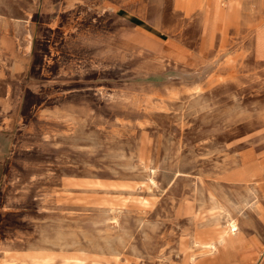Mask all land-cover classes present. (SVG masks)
Returning a JSON list of instances; mask_svg holds the SVG:
<instances>
[{"label":"rangeland","instance_id":"obj_1","mask_svg":"<svg viewBox=\"0 0 264 264\" xmlns=\"http://www.w3.org/2000/svg\"><path fill=\"white\" fill-rule=\"evenodd\" d=\"M212 1L0 0V264H264V0Z\"/></svg>","mask_w":264,"mask_h":264},{"label":"bare ground","instance_id":"obj_2","mask_svg":"<svg viewBox=\"0 0 264 264\" xmlns=\"http://www.w3.org/2000/svg\"><path fill=\"white\" fill-rule=\"evenodd\" d=\"M231 4V3H230ZM222 11V10H221ZM218 12V10H217ZM166 112V111H165ZM218 206V205H217ZM238 231V225L237 222L234 220V218L230 217L228 218L226 224H225V233L222 236V239L220 242H222V245L227 244L228 238L234 237L236 235V232ZM227 238V239H226ZM215 245V244H214ZM229 245V243H228ZM213 247V246H212ZM214 248V247H213Z\"/></svg>","mask_w":264,"mask_h":264},{"label":"crops","instance_id":"obj_3","mask_svg":"<svg viewBox=\"0 0 264 264\" xmlns=\"http://www.w3.org/2000/svg\"><path fill=\"white\" fill-rule=\"evenodd\" d=\"M210 1H211V4H212V9H214V11H213V17H215V14H217V16H216L217 18H219L220 15L222 17L223 16L222 15L223 14V11H221L222 9L220 7V3L218 1H212V0H210ZM234 6L235 5L233 3H231V6H230L231 8L230 9H232L233 11L232 10H230V11H232V12L235 11V7ZM217 10H218V12H217ZM208 12H209V10H208ZM224 14H227V13L225 12ZM210 16L211 15L209 14L207 19H211ZM228 218H230V216Z\"/></svg>","mask_w":264,"mask_h":264}]
</instances>
